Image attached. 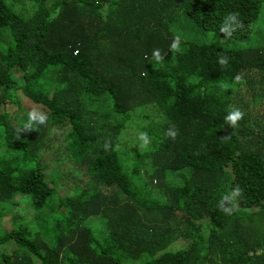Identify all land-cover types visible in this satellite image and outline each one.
Wrapping results in <instances>:
<instances>
[{
	"label": "trees",
	"instance_id": "1",
	"mask_svg": "<svg viewBox=\"0 0 264 264\" xmlns=\"http://www.w3.org/2000/svg\"><path fill=\"white\" fill-rule=\"evenodd\" d=\"M48 1L0 0V264H264V0Z\"/></svg>",
	"mask_w": 264,
	"mask_h": 264
},
{
	"label": "clouds",
	"instance_id": "2",
	"mask_svg": "<svg viewBox=\"0 0 264 264\" xmlns=\"http://www.w3.org/2000/svg\"><path fill=\"white\" fill-rule=\"evenodd\" d=\"M229 22H231V25ZM240 26H241V22L238 18V13H229L225 17V21H224V24L221 28V31L223 33L230 35L231 34L230 30H234V28L240 27ZM180 45H181V38L179 36H175L173 38L172 43L169 46L170 51L179 52L180 51ZM152 58H153V60H155L157 62L164 60V56L161 55V50L159 48L153 49ZM145 59H147V56H145ZM228 61H229V58L225 55H221L219 57V60H218V62L221 66H227ZM235 82L241 83L242 82V76L239 74L236 75L235 76ZM243 118H244V112L241 109L236 108L235 106H230V110H229L228 114L225 116V122L231 128H235V127L239 126V121H241ZM47 119H48V116L46 113L39 112V111L33 109V110L29 111L27 123L24 124V127L22 130L23 131H32V130H34L33 125L35 123L42 125V124H45L47 122ZM178 134H179L178 130L175 129V127L170 128L166 132V135L171 137L172 139H175ZM139 140L142 142V146H145V147L148 146L150 143V137H149L147 132H141L139 135ZM104 147H105V149L109 148L110 142H106ZM242 191L243 190L237 185L233 189V191L230 195H225L222 198L218 207L223 212H225V214L230 215L235 208V204L232 202L235 200L236 197L242 195ZM229 203H231L232 206L226 207V204H229Z\"/></svg>",
	"mask_w": 264,
	"mask_h": 264
},
{
	"label": "rangeland",
	"instance_id": "3",
	"mask_svg": "<svg viewBox=\"0 0 264 264\" xmlns=\"http://www.w3.org/2000/svg\"><path fill=\"white\" fill-rule=\"evenodd\" d=\"M50 1L51 0H49L48 2L50 3ZM23 7L26 8L27 13H30V11H31V3L30 2L27 1L23 5ZM17 8H19V6ZM21 101L24 103L25 107L27 108V112L25 111L24 114H23V115H25V117L28 118L29 111H31L33 109H35V110L40 112V107L37 106V105L32 104L26 98H21ZM13 108L16 109L15 107H13ZM0 111H1V109H0ZM69 127H70L69 124H66L62 131L60 129H58V128L54 129L55 132L52 131V133L50 134V137L55 139L56 142H60L61 139L63 140V133H65L67 131V129H69ZM54 154H55L54 150H52L51 152L50 151L45 152V155H46L45 161H47V162L52 161L53 160L52 158H53ZM68 159H69L68 157L60 159L59 164L62 165V166H65L68 163ZM55 166H56V164H55ZM61 169H63V168H61ZM59 174H61V172H59ZM58 185H60V184H58ZM18 205H19V207H15L14 211L19 210V208H20V210L24 211L23 212L24 213L23 221L26 222V223H29L30 226L32 227V229H35L36 226H37L36 223H35V219L32 216L29 215L30 214L29 213L30 212V210H29L30 209V198L28 196H26V195L19 196ZM27 212H28V214H27ZM10 216H11V214L10 215H6V216H4L2 218L1 223L2 222L3 223L1 224V227H10L11 226L10 220H9Z\"/></svg>",
	"mask_w": 264,
	"mask_h": 264
}]
</instances>
